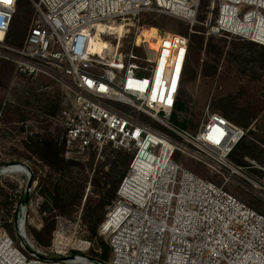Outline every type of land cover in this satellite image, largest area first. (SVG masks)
I'll return each mask as SVG.
<instances>
[{
	"label": "built area",
	"instance_id": "1",
	"mask_svg": "<svg viewBox=\"0 0 264 264\" xmlns=\"http://www.w3.org/2000/svg\"><path fill=\"white\" fill-rule=\"evenodd\" d=\"M202 1L38 0L26 39L15 47L9 34L18 0H0V60L21 78L48 79L72 96L71 106L55 118L63 130V158L85 161L91 151L107 148L131 156L99 228L110 247L108 263L84 254L89 242L65 246L56 240L51 248L37 247L26 226L43 201L35 170L21 163L1 167L8 172L0 177L13 186L11 212L20 248L0 223V264H264V216L227 190L241 181L264 199V165L231 161L247 130L210 113L209 106L196 132L173 123L191 38L160 31L154 54L145 39L137 43L148 28L140 22L145 13L179 19L192 32ZM207 18L208 37L264 47V0H210ZM114 24L123 28L122 38L135 30L132 48L143 50L142 57L131 53L127 64L105 62L108 50L92 51L99 26L122 39L113 33ZM181 155L204 164L221 182L182 167Z\"/></svg>",
	"mask_w": 264,
	"mask_h": 264
},
{
	"label": "rangeland",
	"instance_id": "2",
	"mask_svg": "<svg viewBox=\"0 0 264 264\" xmlns=\"http://www.w3.org/2000/svg\"><path fill=\"white\" fill-rule=\"evenodd\" d=\"M30 3L31 8L27 0H23V7L17 8L9 38V44L12 46H21L32 26L35 12L32 1ZM203 4H205L204 8ZM209 6L210 0L202 1L203 9H201L198 18L199 24L194 26L192 32L190 26L179 19L151 13H145L140 18L141 25L148 22L160 24V29H152L145 24L144 26L150 30L156 29V31L162 33L183 35L190 38L194 35L204 38L201 49L197 42L191 40L185 78L178 94L174 119L178 122L177 125L181 126L182 123H186L190 131L196 132L208 106L210 113H219L223 117L224 115L219 109L224 108L227 114L225 117L229 121L244 128L247 132L264 137V47L236 39L208 37L206 24L210 21L207 18ZM27 9H30L31 12ZM215 17L216 12L213 19ZM106 25L109 26V24ZM111 26L113 30H116V34L122 38L123 33L121 36L120 32L124 31L123 28L114 27L115 24ZM137 37L134 29H130V32L118 41L111 36H102L98 32L91 44L95 46L96 53L100 54L104 52L107 45L109 46L108 56H104L103 61L119 60L127 64L131 53L139 58L144 55L143 50H133L132 48ZM135 62L140 63L139 61ZM59 90L48 79L42 78L39 82H30L21 78L15 74L11 63L0 60V168L14 163L30 165L35 170V179L39 183L38 196L43 199L40 207L35 210V213L27 221V231L34 229L40 232L45 225V218H50V212L47 210L44 212L43 210L46 206V200L40 193V184L51 173L46 167L42 168L36 158L27 151L26 144L30 142L31 138H37L38 136L44 139H58L62 134V127L56 124V116L54 117V115L56 107L69 97L68 94H60ZM248 135V140L254 137L250 133ZM260 148L263 149L264 147L260 146ZM93 153H96L95 167L101 165L104 172L110 174L108 188L116 182L120 174L127 173V166L119 164L116 167L114 166L113 163L117 162V156H115L116 152L114 153L111 149L107 148L101 152L98 150L91 151V154ZM261 154L264 159V152H261ZM89 159L85 161L65 160L86 164ZM245 159L244 162L249 166L250 164ZM177 161L182 167L203 179L217 183L221 182L215 172L200 162L184 155L179 156ZM251 161L261 166V163ZM15 170L23 174L26 173V169L21 167L15 168ZM93 171L89 170L88 167H77L70 171L68 177L76 179L79 186L84 187V197L71 217H61L58 213H53L55 230L52 234L51 245L47 248H51L57 241L63 242L65 246H74L79 242H89L92 247L84 254L90 259H95L96 254H101L98 246L99 241L108 245L107 241L99 234L100 226L98 228V238L90 239L83 220L87 198H97V191L92 183ZM6 172H8V169H2L0 174ZM249 172L254 176H260L257 175L258 170L256 169H250ZM54 178L57 179L58 175ZM61 184L64 185L65 182ZM0 188L11 197L13 186L6 177H0ZM227 190L254 211L264 216V199L254 193L244 182H232L227 186ZM10 204V216H13L11 201ZM108 207L105 209L104 219ZM2 214L1 227L13 238L16 246L20 248L15 222H12L10 216L7 217L4 212ZM5 223L8 224L9 228L4 226ZM70 253L69 255H74L76 252L71 251Z\"/></svg>",
	"mask_w": 264,
	"mask_h": 264
},
{
	"label": "trees",
	"instance_id": "3",
	"mask_svg": "<svg viewBox=\"0 0 264 264\" xmlns=\"http://www.w3.org/2000/svg\"><path fill=\"white\" fill-rule=\"evenodd\" d=\"M36 2L35 0H27L30 8L31 3ZM203 4V8H204ZM23 7V0H18L17 8ZM202 8V9H203ZM27 11L31 12L30 9ZM206 19V18H202ZM14 22V20H13ZM14 24V23H13ZM12 24V25H13ZM146 26L150 28H158L160 29L159 23L148 22L145 23ZM144 24V25H145ZM16 28V27H15ZM12 29V27H11ZM11 32V31H10ZM122 31L120 35L122 36ZM10 38V34H9ZM22 40V39H21ZM192 42H197L199 48L201 49L204 43L203 37H198L196 35L192 36ZM10 43V42H9ZM254 45V44H253ZM256 46V45H255ZM17 47H20L18 45ZM109 46L104 50H108ZM91 49L94 53H96V48L91 44ZM264 49V48H263ZM220 112L223 113L224 117L226 114V109H219ZM226 118V117H225ZM227 119V118H226ZM173 122L177 124L178 122L173 118ZM182 127L187 128L186 123L181 124ZM188 129V128H187ZM251 134L254 137H251L248 140L249 135ZM245 139L235 148L234 152L231 155V161L239 166H247L244 162L245 158H249L253 161L261 163L264 165V159L262 158L261 152H264V148L261 149L260 146L264 147V137L255 135L251 132H248ZM27 151L36 158L38 163H40L42 168L49 169L51 175L44 178L40 184L41 187V195L46 200V206L43 209L44 212H50V218H45V225L43 229L38 232L34 229L28 230V235L32 237L33 242L39 248H47L51 245L52 234L55 230V221L53 220V213H58L61 217H71L84 197V187L79 186L76 179L69 178L70 171L77 167L85 168L88 167L89 170L93 171L96 163V153L91 154L89 157V161L86 164H81L76 161H66L62 155L65 150L64 145L59 141H55L49 138H43L38 136L37 138H31L30 142L26 144ZM115 153V152H114ZM115 156H117V162H114V166L116 167L118 164L122 166L129 167L131 162V156L126 155L124 153L116 152ZM128 170V169H127ZM254 173V172H253ZM257 175H261V172L258 171ZM92 183L94 185L96 193V199L87 198L85 206H84V223L89 232L90 239L98 238V228L104 219L105 209L111 205L112 201L115 199L117 189L122 179L126 174H120L119 178L112 184L110 188H108L109 182L108 177L110 174H107L103 170V166H96L93 171ZM58 178L55 179L54 176ZM107 178V179H106ZM65 182L64 185L61 183ZM67 195V196H66ZM0 221L3 219L4 212L7 217L10 216L11 204L10 197L0 188ZM4 214V215H5ZM52 217V218H51ZM11 221L15 222V217L10 216ZM4 222L6 221L3 220ZM4 226L9 228L8 224L5 223ZM98 246L100 248L101 254H96V261L102 263H108L110 260V247L109 245L104 244L102 241H99Z\"/></svg>",
	"mask_w": 264,
	"mask_h": 264
},
{
	"label": "bare ground",
	"instance_id": "4",
	"mask_svg": "<svg viewBox=\"0 0 264 264\" xmlns=\"http://www.w3.org/2000/svg\"><path fill=\"white\" fill-rule=\"evenodd\" d=\"M112 29H113V27H112ZM152 29H154V28H152ZM98 32L102 36H110L111 35L110 31L107 30L104 26H99L98 29H97L96 34ZM113 33H117V32H113ZM95 36L92 38L91 42L95 39ZM142 39H145V42L148 43V46L150 47V50L154 54L157 51L159 43H160V33H159V31H156V29L155 30H150L149 28H145L142 31L141 36H139L137 38V43L140 44Z\"/></svg>",
	"mask_w": 264,
	"mask_h": 264
},
{
	"label": "crops",
	"instance_id": "5",
	"mask_svg": "<svg viewBox=\"0 0 264 264\" xmlns=\"http://www.w3.org/2000/svg\"><path fill=\"white\" fill-rule=\"evenodd\" d=\"M49 82L50 83H54V82H52V81H50L49 80ZM34 84V83H33ZM55 84V86L58 88V89H60L59 90V92H60V94H68V97H69V99H65L64 100V102H62L61 104H59L57 107H56V112H55V115H54V117L56 116H59V114H60V112L62 111V110H64V109H66V108H69L70 106H71V103H72V96L68 93V92H66L60 85H58V84H56V83H54ZM55 117V118H56ZM55 122H56V124L57 125H59L60 127H61V124H60V122L58 121V120H55ZM62 135V134H61ZM61 135H60V137H61ZM60 137L58 138V139H53V140H55V141H59L60 140ZM60 142V141H59ZM61 143V142H60Z\"/></svg>",
	"mask_w": 264,
	"mask_h": 264
},
{
	"label": "snow or ice",
	"instance_id": "6",
	"mask_svg": "<svg viewBox=\"0 0 264 264\" xmlns=\"http://www.w3.org/2000/svg\"><path fill=\"white\" fill-rule=\"evenodd\" d=\"M11 2V0H3V3H10Z\"/></svg>",
	"mask_w": 264,
	"mask_h": 264
},
{
	"label": "water",
	"instance_id": "7",
	"mask_svg": "<svg viewBox=\"0 0 264 264\" xmlns=\"http://www.w3.org/2000/svg\"><path fill=\"white\" fill-rule=\"evenodd\" d=\"M24 240H26V243L28 242L27 238H25Z\"/></svg>",
	"mask_w": 264,
	"mask_h": 264
}]
</instances>
